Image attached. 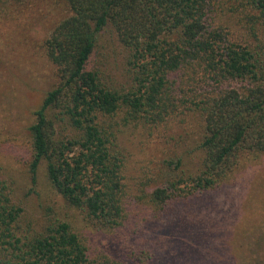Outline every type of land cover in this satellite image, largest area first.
<instances>
[{
	"label": "trees",
	"instance_id": "trees-1",
	"mask_svg": "<svg viewBox=\"0 0 264 264\" xmlns=\"http://www.w3.org/2000/svg\"><path fill=\"white\" fill-rule=\"evenodd\" d=\"M63 1L69 15L44 42L58 82L28 127L32 181L44 161L50 184L67 203L119 237L136 221L123 181L118 125L110 122L120 109L124 120L155 124L179 98L191 97L186 103L198 111L203 128V168L190 179L192 191L220 182L240 152H264V42L255 36L264 30V0ZM223 3L247 31L243 42L232 41L228 24L217 19ZM107 30L129 67L130 85L123 91L92 63ZM62 123L66 135L59 132ZM173 194L156 187L149 199L161 210ZM22 213L0 181V264H123L93 255L69 222L50 220L30 229Z\"/></svg>",
	"mask_w": 264,
	"mask_h": 264
},
{
	"label": "rangeland",
	"instance_id": "rangeland-1",
	"mask_svg": "<svg viewBox=\"0 0 264 264\" xmlns=\"http://www.w3.org/2000/svg\"><path fill=\"white\" fill-rule=\"evenodd\" d=\"M225 5L217 19L228 24L232 41L243 42L247 31ZM67 15L63 0H0V181L23 208V225L38 229L50 220L69 222L87 238L93 255L113 256L123 264H264V152H240L220 182L192 191L190 179L203 168V128L198 111L186 103L189 95L155 124L124 120V108L107 119L118 125L123 181L136 219L119 237L67 203L50 184L44 161L32 181L28 127L58 82L44 42ZM255 36L264 42V30ZM123 55L107 30L92 61L121 91L130 85ZM62 125L59 132L66 135ZM156 187L174 191L161 210L149 199Z\"/></svg>",
	"mask_w": 264,
	"mask_h": 264
}]
</instances>
